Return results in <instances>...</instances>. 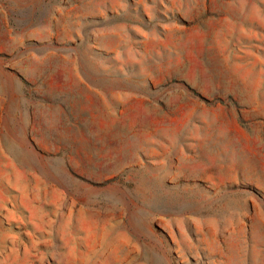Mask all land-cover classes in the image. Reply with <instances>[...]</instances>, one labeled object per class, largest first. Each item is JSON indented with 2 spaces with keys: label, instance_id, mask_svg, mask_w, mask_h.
<instances>
[{
  "label": "rangeland",
  "instance_id": "rangeland-1",
  "mask_svg": "<svg viewBox=\"0 0 264 264\" xmlns=\"http://www.w3.org/2000/svg\"><path fill=\"white\" fill-rule=\"evenodd\" d=\"M0 264H264V0H0Z\"/></svg>",
  "mask_w": 264,
  "mask_h": 264
}]
</instances>
